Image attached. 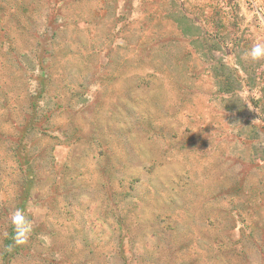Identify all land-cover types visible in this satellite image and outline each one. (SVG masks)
<instances>
[{"label":"rangeland","instance_id":"rangeland-1","mask_svg":"<svg viewBox=\"0 0 264 264\" xmlns=\"http://www.w3.org/2000/svg\"><path fill=\"white\" fill-rule=\"evenodd\" d=\"M257 43L252 0H0V264H264Z\"/></svg>","mask_w":264,"mask_h":264},{"label":"trees","instance_id":"trees-1","mask_svg":"<svg viewBox=\"0 0 264 264\" xmlns=\"http://www.w3.org/2000/svg\"><path fill=\"white\" fill-rule=\"evenodd\" d=\"M114 1V0H113ZM37 102L31 103L30 107L31 110L33 112V114L35 115L34 117L37 118L39 121H42L43 118V114L41 113H37V111L35 110V107H37ZM48 114V117L46 116L44 118L45 121L49 120V117L51 114H49V111L47 110L45 112L44 115ZM53 149H51L52 151ZM26 165H21L25 166L26 168L23 169V174H24V183H23V193L20 195V198H22L24 201H26V199L28 198V196L31 194V182L28 180L29 176H36L35 174V168H32L31 166H27V160H25ZM18 214L19 215H27L26 214V208L25 205H22L20 208L18 207ZM20 223L19 224H12L10 226V234L8 237V241L6 242V248H5V252H0V255H2V258L4 259V261H6L8 263V261H12L17 255H21L20 251L21 249H25V247L22 245L21 238H24L25 234L24 232V226L27 225L28 221L25 219H19ZM37 231V230H36ZM39 232V231H38ZM33 233H35V231H33ZM58 261L56 258H54L53 262L54 264H64V260H62V258H60L58 256Z\"/></svg>","mask_w":264,"mask_h":264},{"label":"clouds","instance_id":"clouds-1","mask_svg":"<svg viewBox=\"0 0 264 264\" xmlns=\"http://www.w3.org/2000/svg\"><path fill=\"white\" fill-rule=\"evenodd\" d=\"M248 56L251 57V59L256 60L258 58H261L264 56V44L257 43L255 44L247 53ZM30 229L27 225L24 226V234L26 235L27 231ZM22 242V241H20Z\"/></svg>","mask_w":264,"mask_h":264},{"label":"built area","instance_id":"built-area-1","mask_svg":"<svg viewBox=\"0 0 264 264\" xmlns=\"http://www.w3.org/2000/svg\"><path fill=\"white\" fill-rule=\"evenodd\" d=\"M257 14L264 23V0H252Z\"/></svg>","mask_w":264,"mask_h":264}]
</instances>
